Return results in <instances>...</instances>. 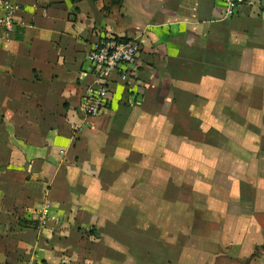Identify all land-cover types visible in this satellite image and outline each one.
<instances>
[{
  "label": "crops",
  "instance_id": "1",
  "mask_svg": "<svg viewBox=\"0 0 264 264\" xmlns=\"http://www.w3.org/2000/svg\"><path fill=\"white\" fill-rule=\"evenodd\" d=\"M9 1L0 264H169L191 196L195 221L264 217V0ZM110 35L139 56L86 117L87 55ZM44 204L58 221L39 230Z\"/></svg>",
  "mask_w": 264,
  "mask_h": 264
},
{
  "label": "rangeland",
  "instance_id": "2",
  "mask_svg": "<svg viewBox=\"0 0 264 264\" xmlns=\"http://www.w3.org/2000/svg\"><path fill=\"white\" fill-rule=\"evenodd\" d=\"M193 202L192 196L187 199L185 221L170 225L169 237L164 243L170 251L169 264L183 263L177 254L178 247L185 249L184 264H264L260 247L264 244V217L245 220L248 217L242 208L239 211L244 215H235L233 221H222L223 217L216 215L208 217V222H199L189 210Z\"/></svg>",
  "mask_w": 264,
  "mask_h": 264
},
{
  "label": "built area",
  "instance_id": "3",
  "mask_svg": "<svg viewBox=\"0 0 264 264\" xmlns=\"http://www.w3.org/2000/svg\"><path fill=\"white\" fill-rule=\"evenodd\" d=\"M249 0H223L227 14H233ZM21 6L9 0H0V40L8 39L20 24L17 13ZM140 46L136 40L117 36H102L92 44L87 55V65L95 77V85L87 86L82 95L79 108L86 117L100 114L105 107L111 84L125 80L139 56ZM58 217L52 213L50 205L44 204L37 216V228L45 229L50 223H56ZM65 261H62V264Z\"/></svg>",
  "mask_w": 264,
  "mask_h": 264
},
{
  "label": "trees",
  "instance_id": "4",
  "mask_svg": "<svg viewBox=\"0 0 264 264\" xmlns=\"http://www.w3.org/2000/svg\"><path fill=\"white\" fill-rule=\"evenodd\" d=\"M261 248H262V251H264V244L261 246Z\"/></svg>",
  "mask_w": 264,
  "mask_h": 264
}]
</instances>
